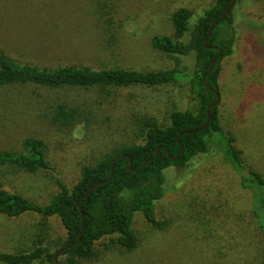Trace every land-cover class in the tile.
Instances as JSON below:
<instances>
[{"label": "rangeland", "instance_id": "obj_1", "mask_svg": "<svg viewBox=\"0 0 264 264\" xmlns=\"http://www.w3.org/2000/svg\"><path fill=\"white\" fill-rule=\"evenodd\" d=\"M212 2L0 0V49L38 66L171 68L174 58L156 50L152 37L174 35L170 16L177 7H188L196 18ZM233 8L237 39L233 53L223 59L221 84L231 105L224 100L220 105L222 133L214 134L208 151L185 167L170 165L165 170V195L156 202L161 227L136 214L135 248L126 250L104 238L95 246L97 255L78 264H260L264 259L251 192L241 186L249 169L264 172V0L236 1ZM179 60L178 78L155 86L0 88V150L21 151L25 137H38L52 166L51 171L34 173L0 167V179L44 202L56 189L55 177L71 187L84 166L96 164L116 147L138 143L141 117L154 116L166 126L172 111L193 109L196 99L189 79L194 56ZM219 95L224 97L221 89ZM62 101L78 106L86 116L69 127L53 124L54 106ZM226 136L242 152L243 170H233L225 160ZM39 237L54 250L65 231L54 217L0 213V251H27ZM65 258L59 255L58 264Z\"/></svg>", "mask_w": 264, "mask_h": 264}, {"label": "trees", "instance_id": "obj_2", "mask_svg": "<svg viewBox=\"0 0 264 264\" xmlns=\"http://www.w3.org/2000/svg\"><path fill=\"white\" fill-rule=\"evenodd\" d=\"M231 2L213 0L196 18L193 11L185 6L177 7L172 12L170 20L174 35L159 34L151 39L156 50L174 58L176 64L171 68L142 71L121 67L95 68L82 64L38 66L18 61L0 49V88L33 84L50 89H105L167 84L175 81L181 73L179 57L192 53L194 68L189 82L196 99L193 109L172 111L166 126L160 125L154 116L141 117L138 121L141 140L138 143L116 147L96 164L84 166L79 179L71 187L55 177L56 189L44 202L5 186L0 179L1 214L17 217L33 213L42 219L54 217L65 231L63 242L54 250L44 246L39 237L32 241L27 251H0L1 264H32L36 261L55 264L54 255L60 247H66L60 253L66 256L64 264H78L82 259L96 256L95 246L104 238H109L110 243L126 250L135 248L138 242L133 228L136 214L156 227L163 225L157 220L156 202L165 195V170L170 165L185 167L194 156L207 152L213 135L222 133L220 105L223 100L231 105L227 90L222 87L221 75L223 59L233 53L237 39L234 6L218 21ZM209 45L218 46L221 53L213 68L206 73L218 53V48ZM204 74L205 80L218 93L221 89L224 97H220L219 102L210 107V120L202 130L186 133L199 129L205 123L207 107L216 99L215 92L203 83ZM84 114L78 106L65 101L57 102L51 122L69 127L85 117ZM232 140L230 136L224 138V157L233 170L240 171L245 168L242 165V152L235 148ZM22 146L21 151L0 150V167H13L30 173L52 170L46 144L41 138L25 137ZM163 146H167L174 159H170ZM157 147L159 151L156 157L145 162L154 155ZM130 159L132 165L129 169ZM113 161L114 170L109 181L96 185L88 196L82 197L92 184L107 179ZM247 174L241 179V186L251 192L252 215L258 237L264 243V172L249 169ZM79 204L85 223L81 238L72 245L82 225ZM260 264H264V259Z\"/></svg>", "mask_w": 264, "mask_h": 264}, {"label": "water", "instance_id": "obj_3", "mask_svg": "<svg viewBox=\"0 0 264 264\" xmlns=\"http://www.w3.org/2000/svg\"><path fill=\"white\" fill-rule=\"evenodd\" d=\"M235 2H236V0H232L231 4L226 8L225 12L223 13V15L220 17V19H219L218 21H220V20H222V19L224 18V16L227 14V12L230 11V10L232 9V7L234 6ZM218 21H217V22H218ZM217 22L215 23V25L217 24ZM208 47H215V48H218V53H217V55L214 57L213 61L211 62L210 66H209V69L207 70L206 73H208V72L213 68V66H214V64H215V61H216L218 55L221 53V49H220L218 46H216V45H209ZM202 80H203V83L206 85V87H208L209 89H211L212 91L215 92V94H216V99H215L213 102H211V103L208 105V107H207V120L205 121V123H204L199 129L191 130V131H185L186 133L197 132V131L202 130V129L208 124V122H209V120H210V117H211V114H210V107L213 106V105H215V104H217V103L219 102V100H220V95H219V93L217 92V90H216L211 84H209V83L205 80V74L202 76ZM163 148L166 150V152H167L168 156L170 157V159H174V158H175V156H172V155L170 154V151L168 150L167 146H163ZM181 148H182V145L180 144V150H181ZM158 151H159V147L156 148L154 155H153L151 158L147 159L145 162H147V161L153 159L154 157H156V155L158 154ZM131 165H132V160L130 159V160H129V164H128V168H129V169H130ZM113 170H114V161L112 162L111 171H110L109 176L107 177V179L100 180V181H97L96 183L92 184V185L89 187V189L83 194L82 197H86V196H88V195L92 192V190L94 189V187H95L96 185H98V184H104V183H106L107 181H109V179L112 177ZM79 207H80V204H79ZM80 210H81V207H80ZM81 215H82V225H81V230H80V233H79L78 237L76 238V240L73 241L72 245L76 244V243L79 241V239L81 238V236H82L83 226H84V223H85V218H84V214H83V211H82V210H81ZM65 249H66V247H60V249H59V250L57 251V253L54 255V261H55V264H58V257H59V255H60V253H61L62 251H64Z\"/></svg>", "mask_w": 264, "mask_h": 264}]
</instances>
